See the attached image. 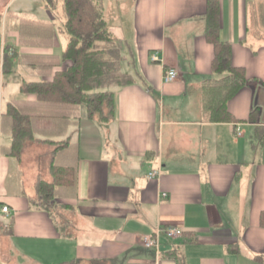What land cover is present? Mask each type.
Masks as SVG:
<instances>
[{"label":"crops","instance_id":"obj_1","mask_svg":"<svg viewBox=\"0 0 264 264\" xmlns=\"http://www.w3.org/2000/svg\"><path fill=\"white\" fill-rule=\"evenodd\" d=\"M11 1L0 0V206L10 209L0 210V264H264V145L255 136L264 126V0H102L134 79L112 88L114 113L95 118L102 131L93 150L82 151L81 118L62 132L71 127L69 144L54 155L76 173L75 185L60 188L63 228L37 205V181L33 196L11 181L22 155L12 152V136L2 141L3 126L11 133L4 111L13 98L33 99L21 81L38 77L16 56L53 53L56 44H21ZM214 23L246 74L225 120L204 108L206 79L225 73L212 67ZM6 48L17 54L4 70ZM168 67L178 72L174 80H164ZM15 69L10 85L5 74ZM167 224L183 234L161 235L157 248L142 244L143 234Z\"/></svg>","mask_w":264,"mask_h":264},{"label":"trees","instance_id":"obj_2","mask_svg":"<svg viewBox=\"0 0 264 264\" xmlns=\"http://www.w3.org/2000/svg\"><path fill=\"white\" fill-rule=\"evenodd\" d=\"M57 0H44L50 14L54 16ZM65 19L63 31L68 41L60 52L20 53L22 64L38 77L22 79L21 91L35 95L30 98H13L4 111L10 123L11 149L20 154L26 140L34 138L37 130L52 134L64 132L71 122L80 120V107L86 108L89 119L108 120L114 113L113 85L132 82L134 76L123 69L122 43L110 29L104 17L102 0H63ZM3 13L0 10V25ZM29 24H19V42L23 45L51 46L53 44V22L30 20ZM208 38L215 45L212 67L215 72L224 73L217 79H206L204 86V108L209 118L225 120L232 118L227 109L228 100L246 84L245 70L234 66L229 58V45L218 37L217 23L208 28ZM4 51V70L14 65L16 50ZM18 55V54H17ZM51 76V77H48ZM47 129V130H46ZM258 144L264 145V126L256 127ZM56 143L55 149L69 144L65 140L43 138ZM60 142V143H57ZM59 144V145H57ZM52 180L38 178L36 190L37 205L56 214L61 221L64 203H57L62 186L72 187L76 183L74 166L50 163ZM175 254V253H174ZM57 264H75L64 261ZM171 264H183L179 261Z\"/></svg>","mask_w":264,"mask_h":264},{"label":"rangeland","instance_id":"obj_3","mask_svg":"<svg viewBox=\"0 0 264 264\" xmlns=\"http://www.w3.org/2000/svg\"><path fill=\"white\" fill-rule=\"evenodd\" d=\"M11 11L17 14L15 21L18 23H22L23 25L29 24L28 22L30 20H36V21H51L53 22V33H54V42L56 39V44L54 46L55 52L62 51L66 43L68 41L67 34L63 31V20L65 19V10H64V4L63 0H57L56 1V7L54 8V18L50 17L49 13H47V8L45 6L44 0H12L9 3V6ZM111 22V20H110ZM51 45V46H52ZM20 54H18L16 57L18 60H20ZM21 62V60H20ZM22 63V62H21ZM23 65V64H22ZM24 66V65H23ZM26 67V66H25ZM28 68V67H26ZM29 69V68H28ZM30 70V69H29ZM12 75V76H11ZM19 75V70L15 69L12 73L6 72L5 74V81H8L12 79V83L10 85H14L15 80L14 77H17ZM11 78V79H10ZM111 86V88H113ZM80 113H81V145H82V151L83 152H89L90 150H93L96 143H98V139H100V130H98V127L95 123H97V119H89L86 116V108L85 106L80 107ZM47 130V129H46ZM51 130L42 131V129L37 130L34 134V138H28L26 140V143L24 144L22 151H21V159L18 161L17 158H14L12 163V170H11V181L13 183H16L18 186H20L25 189L29 194L34 195L33 192L35 191V182L38 178H43L45 180H52V174L50 170V161L53 157H55V161L57 163H62L65 160L61 159L63 154L61 152L54 155V149L56 147V144H51L49 142H46L43 140V138H51V139H57V140H65L67 134H71L72 130L71 127H69L67 133H60V134H52L49 133ZM102 131V130H101ZM2 141L4 143L8 142L10 140V134L5 127L3 126L2 130ZM73 141H77V135L76 138H72ZM97 139V140H96ZM60 143V142H57ZM4 152V151H3ZM15 188V186H12ZM60 193V192H59ZM57 203H61V198L58 195L56 198ZM1 224V220H0ZM2 238L0 239V262L2 261V258H4V253L2 251V245H1Z\"/></svg>","mask_w":264,"mask_h":264},{"label":"built area","instance_id":"obj_4","mask_svg":"<svg viewBox=\"0 0 264 264\" xmlns=\"http://www.w3.org/2000/svg\"><path fill=\"white\" fill-rule=\"evenodd\" d=\"M159 56L157 53L153 54V59H158ZM178 76V72L173 67H168L164 71V80L171 81L174 80ZM159 173L158 169H152L148 172L149 177H154ZM0 210L3 213H9L10 209L7 204H3L0 206ZM183 234V228L176 224H167L164 226L158 227L151 233H145L142 236V244L148 248H157L160 245V236L164 235L167 238H174L177 236H181Z\"/></svg>","mask_w":264,"mask_h":264}]
</instances>
